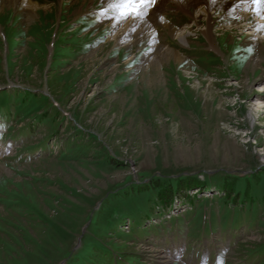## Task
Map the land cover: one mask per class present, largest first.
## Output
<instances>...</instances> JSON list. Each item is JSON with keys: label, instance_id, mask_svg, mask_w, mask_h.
I'll use <instances>...</instances> for the list:
<instances>
[{"label": "rangeland", "instance_id": "1", "mask_svg": "<svg viewBox=\"0 0 264 264\" xmlns=\"http://www.w3.org/2000/svg\"><path fill=\"white\" fill-rule=\"evenodd\" d=\"M30 1L0 0V264H120L103 246L126 264H264V24L221 12L210 42L204 0H155L124 44L114 0ZM179 177L211 187L144 192Z\"/></svg>", "mask_w": 264, "mask_h": 264}, {"label": "bare ground", "instance_id": "2", "mask_svg": "<svg viewBox=\"0 0 264 264\" xmlns=\"http://www.w3.org/2000/svg\"><path fill=\"white\" fill-rule=\"evenodd\" d=\"M111 0H104V3L105 5L106 4H109ZM155 1V0H154ZM186 1V2H185ZM198 1V0H197ZM237 1H239V3H237ZM234 3H232V1H227V0H219L217 1V3L215 4L216 0H204L203 3L201 4V7H200V10H199V14L200 16H203L205 18V25H204V35H206L208 37V40L210 42H213V33H212V28L215 26V24H220L222 23V21H219L221 20L222 18V15L221 12H226V15L227 14H234L237 16V18L239 19H244L243 22H247L248 23V16L249 14H253L255 17L258 18L259 21H257V24L258 25H263L264 24V9L262 10H257V6L252 4L250 2V0H245V1H241V0H237ZM22 2V1H21ZM188 6H193L194 3L196 2V0H179V4L181 5V7H185L184 3ZM237 3V4H236ZM24 7L26 8V10L30 11L32 15H34V12H36V9H37V5L36 4H33L30 0H23V3ZM153 4H149L148 6L150 7H153ZM235 5V6H233ZM146 6V5H145ZM144 6V7H145ZM144 9V8H142ZM141 9V10H142ZM188 10V9H187ZM214 11L216 14H221V16H215L214 20H212V17H211V12ZM228 11V12H227ZM213 13V14H215ZM29 14V13H28ZM30 14V15H31ZM116 17L119 18V14L117 12V14H115ZM137 16V13H131L127 20L129 19L130 21L128 23H126L125 25H123L120 29H119V32L115 34V36H113V39L115 40L116 43H124L125 40L128 38L127 37V34L128 33H131V31H135L136 30V40L137 39H140L145 36H142V37H139V34L141 32H144V29L142 30L141 28H143L142 25H137V23L135 22H131V20ZM199 16V17H200ZM229 16V15H228ZM117 18V19H118ZM119 19H122V18H119ZM125 20V19H124ZM126 21V20H125ZM161 21V20H160ZM219 21V22H218ZM127 22V21H126ZM131 22V23H130ZM143 23V22H142ZM145 23V22H144ZM140 24V23H139ZM147 26V24H146ZM264 26V25H263ZM148 28H149V25H148ZM184 30L186 29L183 28ZM248 30V29H247ZM203 31V29L201 30ZM146 32V31H145ZM171 33V32H170ZM188 31L187 32H184L183 30H180L178 33H176L177 35L175 36L180 44L182 45H187L188 44ZM249 35V34H247ZM147 36V35H146ZM212 37V38H211ZM152 38V37H151ZM129 39V38H128ZM259 40H264V37H261L259 38ZM263 42V41H262ZM126 44V43H124ZM262 45V43H261ZM261 47V46H260ZM157 54H160L162 56L166 55L164 54L163 50L161 51L160 49H156L155 51ZM171 53L172 55L175 57V58H178L180 59V55L179 53H176L175 51H172L171 50ZM172 57V56H171ZM177 61V60H176ZM254 88H256L255 91H258V92H264V86L263 85H259V86H255ZM261 104L259 102H257V104L255 106L259 107V109H261L262 106H260Z\"/></svg>", "mask_w": 264, "mask_h": 264}, {"label": "trees", "instance_id": "3", "mask_svg": "<svg viewBox=\"0 0 264 264\" xmlns=\"http://www.w3.org/2000/svg\"><path fill=\"white\" fill-rule=\"evenodd\" d=\"M156 179V178H155ZM155 179L151 180L150 182L144 184L146 187L144 191L145 193H155V201L158 202L159 204H171L172 198L176 195H181L184 194L186 197V192L189 190H197V192L208 189L211 187V184L208 183V180L205 182H201L195 178V180H190L186 178L185 181H183L182 177H179L178 179L174 178H166V179H161L157 178L156 182L154 181ZM164 180L165 184H162ZM183 181V182H182ZM159 182V183H158ZM245 189H243V192H237L235 191V186L232 184L228 183H220L218 182L217 184L214 185V189L218 190V194H222L220 196V200L226 201V200H233L234 204L236 203L237 205H243L242 203L248 202V189L247 186L245 185ZM130 217L131 215L128 214ZM127 217V216H126ZM127 237L130 238V235L127 234ZM98 253L106 255V256H112L114 255L117 262L119 261L120 264H126L132 261L135 257L132 256V254L129 252V254H125L126 251L118 248L114 249L111 246H103L101 248H97L96 250ZM128 252V251H127ZM102 262H98L94 260V256H89L88 260H86L85 263L82 264H106L108 261L112 262V258H108L107 260Z\"/></svg>", "mask_w": 264, "mask_h": 264}, {"label": "snow or ice", "instance_id": "4", "mask_svg": "<svg viewBox=\"0 0 264 264\" xmlns=\"http://www.w3.org/2000/svg\"><path fill=\"white\" fill-rule=\"evenodd\" d=\"M250 2L257 6V10L264 9V0H250ZM154 3V0H114L111 7L119 14V18L126 19L131 13L139 14L140 9L145 5ZM106 9H102L101 14H105ZM222 264V261L219 262Z\"/></svg>", "mask_w": 264, "mask_h": 264}]
</instances>
